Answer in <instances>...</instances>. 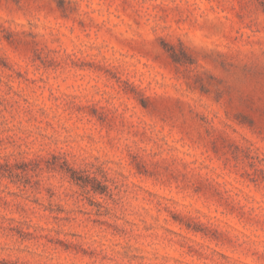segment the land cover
Wrapping results in <instances>:
<instances>
[{"label": "clouds", "instance_id": "1", "mask_svg": "<svg viewBox=\"0 0 264 264\" xmlns=\"http://www.w3.org/2000/svg\"><path fill=\"white\" fill-rule=\"evenodd\" d=\"M0 264H264V0H0Z\"/></svg>", "mask_w": 264, "mask_h": 264}]
</instances>
